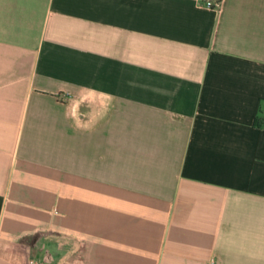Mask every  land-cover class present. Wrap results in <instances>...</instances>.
<instances>
[{"label": "crops", "instance_id": "0c3cea01", "mask_svg": "<svg viewBox=\"0 0 264 264\" xmlns=\"http://www.w3.org/2000/svg\"><path fill=\"white\" fill-rule=\"evenodd\" d=\"M200 1L0 0V264H264V0Z\"/></svg>", "mask_w": 264, "mask_h": 264}, {"label": "built area", "instance_id": "2783aa9c", "mask_svg": "<svg viewBox=\"0 0 264 264\" xmlns=\"http://www.w3.org/2000/svg\"><path fill=\"white\" fill-rule=\"evenodd\" d=\"M222 0H201L199 6L205 9L219 11L221 9ZM29 264H45L44 260L32 258Z\"/></svg>", "mask_w": 264, "mask_h": 264}, {"label": "trees", "instance_id": "16d2710c", "mask_svg": "<svg viewBox=\"0 0 264 264\" xmlns=\"http://www.w3.org/2000/svg\"><path fill=\"white\" fill-rule=\"evenodd\" d=\"M259 121L262 122V119L261 118H257L256 119V123L258 124Z\"/></svg>", "mask_w": 264, "mask_h": 264}]
</instances>
